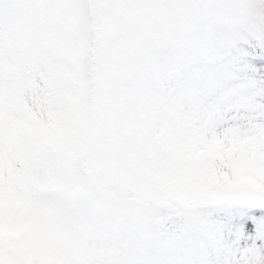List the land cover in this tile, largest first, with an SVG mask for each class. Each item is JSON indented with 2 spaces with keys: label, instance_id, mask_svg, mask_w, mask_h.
I'll return each mask as SVG.
<instances>
[{
  "label": "snow or ice",
  "instance_id": "1",
  "mask_svg": "<svg viewBox=\"0 0 264 264\" xmlns=\"http://www.w3.org/2000/svg\"><path fill=\"white\" fill-rule=\"evenodd\" d=\"M0 264H264V0H0Z\"/></svg>",
  "mask_w": 264,
  "mask_h": 264
}]
</instances>
